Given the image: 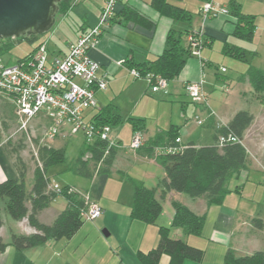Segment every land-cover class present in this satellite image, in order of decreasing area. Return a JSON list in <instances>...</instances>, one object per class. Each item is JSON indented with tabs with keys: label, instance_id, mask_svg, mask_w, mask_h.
<instances>
[{
	"label": "crops",
	"instance_id": "1",
	"mask_svg": "<svg viewBox=\"0 0 264 264\" xmlns=\"http://www.w3.org/2000/svg\"><path fill=\"white\" fill-rule=\"evenodd\" d=\"M171 1L193 13L190 23L177 22L162 16L151 6V0H130L129 4L123 3L118 6L113 16L115 20L112 18L101 35L99 47L89 52L90 57L100 64L99 76L105 75L109 83L107 89L96 92L99 107L97 110L86 111L88 120L93 119L102 108L108 105H112L114 112L121 115L123 109L118 105L117 100L123 92L134 93L140 99L150 100L157 105L154 126H150L147 121V115L150 113L131 114L130 116L147 119V127L142 131L143 146L137 150L118 147L110 173L98 174L92 179L88 178L91 183L90 189H88L89 193L83 194L75 189L80 195L87 196L86 198L90 201L99 204L103 208V213L93 221L85 220L77 233L69 239L49 240L45 244L21 251L16 250L13 246H8L6 251L0 254V264H143L139 260L138 253L140 251L148 252L158 245L160 226H171L175 213L172 205L174 200L182 202L197 214H206L207 216L201 236L188 235L180 227H171V237L183 239L189 244L205 250V256L201 262L187 259L183 264H223L224 257L229 250L234 251L237 256H248L257 251H264V141L260 136L248 135V167L242 171L239 178L233 177L229 181L231 191L226 195L222 204L209 206L207 201L202 198L193 199L182 193L170 192L163 201V213L156 224L134 220L131 216L134 187L122 175L117 174L118 171L130 174L132 171L124 167L141 165L145 174H131L132 177L143 182L149 188L155 187L158 181L166 176V172L156 159L146 154L145 145L159 132L169 131L175 127L180 128L179 136L182 137L185 144L190 142L197 145L213 144L216 130L220 127L217 118L218 104L214 100L213 106L210 105V90L213 91L211 95L217 96L218 91L215 90L218 84L219 63L226 57L234 58L225 53V43L228 42L245 50V60L234 59L247 63L249 61L248 50L237 43L239 38L233 36L235 17L218 15L204 23L201 14L203 1ZM215 1L227 8L234 2L241 6L244 14L256 15L251 12L253 0H249L247 3L244 0ZM259 1L264 3V0ZM105 2L106 0H75L72 10L78 9L77 14L80 19L78 29L75 30L76 34L72 39H66L65 43L56 44V48L53 50L47 44L50 56L56 57L67 53L70 43L75 42L89 28L96 26ZM124 6L135 9L142 17L154 24L149 26L148 23L125 20L121 13ZM62 16L66 17L67 14ZM201 28L204 29L207 38L206 45L202 50V59L190 57L179 77L168 83L166 93H152L147 80L135 79L130 74L126 60L144 63L157 58L165 48L166 36L171 29L193 31ZM44 41L46 42V40H41L36 46ZM251 53L252 57H255L258 52L252 50ZM202 60L206 61L205 66H202ZM119 61H123V63L118 64ZM202 79L204 80L203 92L208 98V107L193 102L185 91L187 82ZM239 81L250 84L248 76H240ZM245 94L246 91L241 89L240 98L242 99ZM192 106L194 107L193 116L190 117ZM202 113L205 114L202 116L204 123L199 125L195 121V116H200ZM231 119L227 118L224 125H227ZM252 124L248 129L252 127ZM118 125L120 124L111 125L114 139L121 145H129L134 134L133 128L130 140L124 142L118 138V134L113 133V128ZM78 134L83 135V133ZM76 135L58 137L55 142L63 139L65 142L59 147L54 142L53 146L64 147L67 151V141ZM211 140V143L206 142ZM258 155L261 157L258 158ZM17 177L18 171L13 159L4 146L0 145V182ZM55 200L39 212L38 218L42 223L52 224L58 214L66 209L67 199L65 209L61 210L53 206ZM22 221L26 222L27 228L21 225ZM22 221H16V224L21 228L19 233H32L34 229L29 225L27 219ZM5 231L3 225L0 228V236L5 242L10 243L11 232L15 231L11 230L9 234ZM169 260L170 257L164 254L159 264H168Z\"/></svg>",
	"mask_w": 264,
	"mask_h": 264
},
{
	"label": "trees",
	"instance_id": "2",
	"mask_svg": "<svg viewBox=\"0 0 264 264\" xmlns=\"http://www.w3.org/2000/svg\"><path fill=\"white\" fill-rule=\"evenodd\" d=\"M75 0H59L58 12L66 15L72 9ZM203 2L209 0H201ZM151 6L162 16L171 18L177 22L190 23L193 13L174 4L171 0H151ZM230 13L236 18L233 36L239 39L252 40L257 29L256 15L244 14L241 6L232 2ZM123 16L127 21H140L151 26L154 22L142 17L135 9L124 6ZM115 20V18H113ZM191 30L171 29L165 41L163 52L155 59L137 63L126 60L128 69L136 68L142 74L151 73L161 75L168 82L175 80L181 74L188 59L191 56L187 36ZM25 38L29 42H35L36 35L22 36L19 38H7L0 40V49L3 53H9L19 42ZM207 39V38H206ZM225 53L239 60L246 59L243 48L225 43ZM253 54V53H252ZM255 54V53H254ZM247 76L257 93L264 92V70L250 65ZM1 95V94H0ZM3 96V95H2ZM94 121L98 125H117L122 121L120 114L114 112L112 105L102 108L95 116ZM46 129L50 125V118L45 119ZM133 132L143 131L146 128V120L130 117ZM254 121V114L248 110H239L228 122L220 126L214 135V143L211 145H197L194 142L185 144V147L177 153L157 154L156 148L174 144L179 136L180 128L169 131H161L145 145V152L153 157L165 169L166 176L160 179L155 187H147L143 182L126 175L134 187L131 216L134 220L147 224H156L163 213V201L170 192L185 194L193 199L202 198L209 206L222 204L226 195L231 191L229 181L239 178L242 171L247 169L249 163L248 145L245 143L249 127ZM4 127L7 128L5 126ZM44 129V130H45ZM219 135H234L241 140L228 142L223 146L218 143ZM37 145V162L33 169V185L30 191L26 187L28 166L20 154L24 147L22 143L18 147H11V141L3 144V129L0 126V145L2 144L13 159L18 171V177L0 182V203L11 218L16 221L27 219L34 229L32 233L20 234L11 232L10 243L0 236V254L5 252L8 246L16 250L45 244L49 240L71 238L82 227L85 220L82 210L87 206V198L76 191L69 192V186L62 192L68 205L60 212L52 224L42 223L38 214L47 208L58 196V192L49 188L51 179L48 169L58 163H68L67 151L64 147L56 148L53 143L40 141L34 137ZM118 147H108L107 142L97 139L93 143L85 140L78 156L68 163L67 170L76 175L92 179L98 174H108L111 171ZM264 157V152H263ZM125 174V173H124ZM175 210L171 226L159 227V243L148 252L140 251L139 260L143 264H159L162 256L170 257L168 264H183L191 259L201 262L205 256V250L193 246L183 239L170 236L171 227H180L188 235L201 236L207 216L197 214L182 202L172 201ZM1 210V207H0ZM4 220L0 216V228ZM223 264H264V251H257L248 256H237L229 250Z\"/></svg>",
	"mask_w": 264,
	"mask_h": 264
},
{
	"label": "built area",
	"instance_id": "3",
	"mask_svg": "<svg viewBox=\"0 0 264 264\" xmlns=\"http://www.w3.org/2000/svg\"><path fill=\"white\" fill-rule=\"evenodd\" d=\"M123 3L129 4L130 0H106L97 25L70 43L67 53L63 55L51 57L47 43L42 42L27 55L11 63L0 49V94L13 99L21 130L27 131L31 121L43 115L50 118V125L44 130L41 140L46 143H53L58 137L83 133L87 142L101 139L107 142L109 148L122 146L137 150L143 146L142 131L134 132L129 145H121L114 139L111 125H98L94 119L86 118L87 110H97L99 107L96 92L107 89L109 83L105 75L99 76L100 64L90 57L89 52L99 47L103 31L110 24L118 6ZM201 14L204 23L214 16L231 15L229 8L215 0L204 2ZM187 42L191 56L201 58L206 45L204 29L191 31ZM205 64L206 61L202 60V66ZM221 70L224 72L226 68L222 67ZM129 72L135 79L147 80L152 93L167 92L169 82L161 75L142 74L136 68L129 69ZM203 84V79L187 82L185 91L193 102L208 107ZM195 121L199 125L204 123L198 115ZM237 141L241 142L234 135L218 137L220 146ZM184 147L182 137L178 136L174 144L157 147L156 153L174 154ZM49 188L58 191L59 185L50 183ZM68 191L74 192L75 189L69 186ZM102 213L103 208L87 198V206L82 210L84 220L93 221Z\"/></svg>",
	"mask_w": 264,
	"mask_h": 264
},
{
	"label": "rangeland",
	"instance_id": "4",
	"mask_svg": "<svg viewBox=\"0 0 264 264\" xmlns=\"http://www.w3.org/2000/svg\"><path fill=\"white\" fill-rule=\"evenodd\" d=\"M244 1H246L247 3L249 0ZM251 12L256 14V25L258 26V30L255 31L256 36L254 34L252 40L237 39V43L246 47V49L248 50V63L236 60L231 57H226L224 61L219 63L220 69L218 72V84L217 89L215 90L218 91L217 96L211 95L213 94V91L211 92V90L208 89L210 90V102L212 103H210V105L213 106L214 100L215 103L218 104L217 107L219 109V113L217 111L216 112L218 113L217 118L219 126L224 125L225 120H227V118L231 119L239 110H248L251 113L255 114L252 127L249 129V132L246 136V144L248 140V135L254 137L260 136L261 139L264 141V92L257 93L251 83L249 84V82H247V84H245L243 83V81H239L240 76L247 77L246 71L248 70L250 65L256 66L264 70V3H261L259 0H253V8L251 9ZM77 13L78 9H71L67 16L63 17L62 14L58 12L55 17L54 25L47 32L39 35L38 39L34 43L27 41L25 38H22L23 40H18L19 42H17L15 47L9 53L6 54V60L12 63L17 58L27 55L41 40H46L49 48L53 50L54 48H56V44L61 42L65 43L66 39H72V37L76 34L75 30L78 29V25L80 22ZM252 50H256L258 52L255 57H252L251 55ZM221 66H225L227 71L223 72L221 70ZM208 88H211V86H208ZM241 89L246 91V94L243 96L242 99L240 98ZM226 99L227 101H225ZM117 103L123 109L121 114L122 121L120 125L115 126V128H113V133L118 134V138H121L122 141L128 142L130 140L132 124L129 121V118L131 114L150 113V115H147L148 120L146 118L145 120L148 121L150 126L155 125L156 117L154 116V114L157 112V105L153 102H150V100H142L134 93L123 92L118 96ZM193 109L194 107L192 106V108L190 109V117L193 116ZM202 116H205V114L202 113L199 117L202 119ZM45 119L46 117L41 115L31 121L27 131L21 130L18 123L16 105L13 99L8 98L4 95L2 96V94L0 95V126L3 129V144L8 141H11V147H18L20 143L24 145V147L20 150V154L22 155L23 159L25 160L28 166V173L26 177V187L28 191L31 190L33 185L32 171L36 166L38 158V149L37 145L35 144L34 137H39V140H42L45 129L44 126L47 122ZM3 123H5V126L7 128L4 127ZM64 142V139L62 141H56L55 145L59 147L63 145ZM67 142V156L69 162H71L78 156L79 150L81 148V143L83 145L85 142L84 135L78 134ZM206 142L211 143L212 140ZM251 155H253L252 152ZM260 157L261 156L258 155V158ZM68 163H58L48 169V175L51 179V183L59 185V190L57 191L58 196L55 202L53 203V206L59 210L63 208L65 209L64 206L66 204V199L62 192L68 186L71 185L70 187L73 186V189H76L79 192L86 194L89 193L88 189H90L91 185L90 180L88 178L76 175L73 172L66 170ZM124 168H129L132 173L124 174V172L118 171L117 174L122 175L126 180V175L132 177L133 174H145L144 168L141 165L136 167L131 166ZM147 174H149V171H147ZM127 181L131 183L129 180ZM0 207V216L4 220V229H6L7 234H9L11 230H14L15 232L19 233L21 228L16 224V220L6 214L3 209L2 202L0 203ZM25 224L26 222L22 221L21 225L27 228Z\"/></svg>",
	"mask_w": 264,
	"mask_h": 264
},
{
	"label": "water",
	"instance_id": "5",
	"mask_svg": "<svg viewBox=\"0 0 264 264\" xmlns=\"http://www.w3.org/2000/svg\"><path fill=\"white\" fill-rule=\"evenodd\" d=\"M59 0H0V40L39 36L55 23Z\"/></svg>",
	"mask_w": 264,
	"mask_h": 264
}]
</instances>
